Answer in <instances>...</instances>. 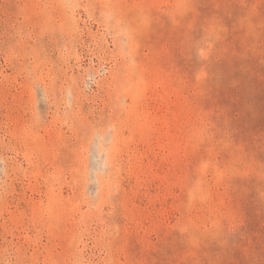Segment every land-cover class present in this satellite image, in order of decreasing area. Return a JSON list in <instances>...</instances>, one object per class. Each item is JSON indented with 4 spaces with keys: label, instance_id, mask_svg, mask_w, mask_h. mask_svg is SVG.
I'll return each instance as SVG.
<instances>
[{
    "label": "rangeland",
    "instance_id": "374dc122",
    "mask_svg": "<svg viewBox=\"0 0 264 264\" xmlns=\"http://www.w3.org/2000/svg\"><path fill=\"white\" fill-rule=\"evenodd\" d=\"M0 264H264V0H0Z\"/></svg>",
    "mask_w": 264,
    "mask_h": 264
}]
</instances>
